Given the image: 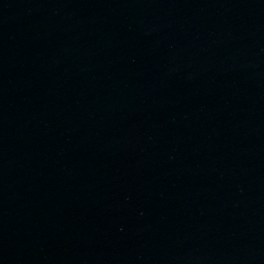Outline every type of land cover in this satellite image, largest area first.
<instances>
[{
    "label": "water",
    "instance_id": "obj_1",
    "mask_svg": "<svg viewBox=\"0 0 264 264\" xmlns=\"http://www.w3.org/2000/svg\"><path fill=\"white\" fill-rule=\"evenodd\" d=\"M0 264H264V0H0Z\"/></svg>",
    "mask_w": 264,
    "mask_h": 264
}]
</instances>
